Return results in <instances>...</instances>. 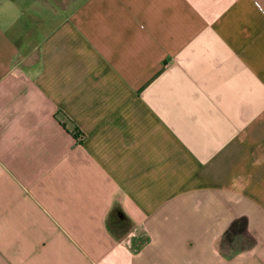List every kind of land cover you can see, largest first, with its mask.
Segmentation results:
<instances>
[{
    "label": "crops",
    "instance_id": "crops-1",
    "mask_svg": "<svg viewBox=\"0 0 264 264\" xmlns=\"http://www.w3.org/2000/svg\"><path fill=\"white\" fill-rule=\"evenodd\" d=\"M0 264H264V0H0Z\"/></svg>",
    "mask_w": 264,
    "mask_h": 264
},
{
    "label": "rangeland",
    "instance_id": "rangeland-1",
    "mask_svg": "<svg viewBox=\"0 0 264 264\" xmlns=\"http://www.w3.org/2000/svg\"><path fill=\"white\" fill-rule=\"evenodd\" d=\"M43 30H39L38 31V33L36 35L37 36V39H39V40H42L43 39L44 33H46L45 30L44 31ZM111 229L114 230V227L111 226ZM114 233L117 234V235H119V236H121L120 232H114Z\"/></svg>",
    "mask_w": 264,
    "mask_h": 264
},
{
    "label": "trees",
    "instance_id": "trees-1",
    "mask_svg": "<svg viewBox=\"0 0 264 264\" xmlns=\"http://www.w3.org/2000/svg\"><path fill=\"white\" fill-rule=\"evenodd\" d=\"M62 125H64V124L62 123ZM113 219H114V217H112V220H110V219L108 220V225L114 226V227L120 226L118 223L115 222L116 219H114V220Z\"/></svg>",
    "mask_w": 264,
    "mask_h": 264
}]
</instances>
